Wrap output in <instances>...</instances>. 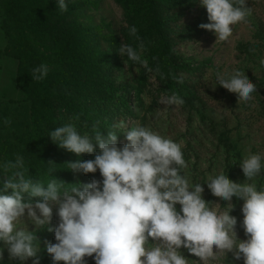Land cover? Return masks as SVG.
<instances>
[{"label":"clouds","instance_id":"obj_1","mask_svg":"<svg viewBox=\"0 0 264 264\" xmlns=\"http://www.w3.org/2000/svg\"><path fill=\"white\" fill-rule=\"evenodd\" d=\"M56 3L61 13L68 10L67 0ZM199 3L210 21L199 27L212 32L216 41H226L233 26L246 23L252 11L248 0ZM129 33L135 36L136 27L129 28ZM118 53L148 67L129 44L122 43ZM260 63L264 65V60ZM49 71V66L41 63L32 69L31 77L42 81ZM216 85L237 94L239 101H251L256 92V85L240 71L230 75L217 72L213 88ZM160 103L172 108L185 101L172 94L161 97ZM118 127L125 129L127 143L122 145L117 143L116 131H108L106 136L101 132L81 134L73 123L49 133L60 148L77 156L95 154L94 159L69 162L68 167L84 175L99 170L100 180L65 187L53 179L45 185L25 178L23 157L4 166L15 170L0 181V244L7 247L11 259L23 264L32 258V264H40L36 234L19 224L26 215L36 226L45 227L55 211L58 222L54 229L48 228L54 231L55 243L46 244L52 264H87L86 257L95 264H189L181 247L202 264L219 253H232L234 260H243V264H264V186L254 182L264 173V155L249 152L240 160L246 178L243 183L230 180L224 172L209 175L203 184L226 202V209L220 210L219 204L202 197L201 183H190L182 174L187 163L180 143L145 126L121 123ZM25 194L30 198L27 201ZM233 197L243 201L240 227L245 240L237 238L238 219L230 214L235 208ZM3 252L0 248V260Z\"/></svg>","mask_w":264,"mask_h":264},{"label":"rangeland","instance_id":"obj_2","mask_svg":"<svg viewBox=\"0 0 264 264\" xmlns=\"http://www.w3.org/2000/svg\"><path fill=\"white\" fill-rule=\"evenodd\" d=\"M11 2H17L19 6L24 4L28 9L32 4L35 9L57 8V3L56 0H0V108L10 109V114L23 119L25 103L16 84L19 62L3 53L8 45L12 48L15 46V27L8 11ZM67 2L78 6L75 12L78 21L73 22L70 28L83 26L90 29L89 43L85 45L89 44V47L96 50L100 62L107 68L106 77L120 89L129 91L127 97L131 100L132 115L114 125V130L121 135L118 145L127 143L123 133L125 129L118 127L121 123L128 127L145 126L180 143L187 163L182 174L190 183L202 184V197L205 200L211 193L207 185L203 184L209 175L224 172L234 182H245L246 178L239 166L240 160L249 152L264 155V65L260 63L264 60V0H248L251 15L246 23L233 26V33L226 41H216L212 32L199 27L210 22L206 9L200 5L199 0H194V5L180 16L178 22L172 24L175 31V52L182 64L189 69L180 72V77L193 90L191 95L183 98L185 103L182 106L172 108H166L160 103L161 97L173 93L166 91L162 77L149 66L145 48L132 44L126 13L118 0ZM130 41L141 60L147 61V68L119 55L120 45H130ZM31 43L42 54L51 57L53 64H47L50 73L59 75L60 70L58 71V63L53 58L51 44L34 36ZM234 71L245 72L256 85L251 101H239L237 94L219 85L213 88L217 72L230 75ZM64 119L67 120L66 124L73 123L76 126L77 122L73 118L58 116L60 123ZM254 182L258 187L264 186V173ZM231 202L235 208L230 214L238 219L235 229L237 238L245 240L244 231L240 227L243 201L233 197ZM212 204H219L220 210L227 207L220 197H216ZM176 207L179 211L180 205L177 204ZM22 220L19 226L36 234L40 264H52L46 244L55 243L54 231L48 230L54 229L58 222L55 211L50 224L45 227L36 226L26 215ZM0 248L4 249L0 264H16L9 257L7 247L0 244ZM180 251L189 260V264H202L187 249L181 247ZM85 259L94 263L90 257ZM23 264H32V258ZM208 264H243V260H234L232 253H227L226 256L219 253Z\"/></svg>","mask_w":264,"mask_h":264},{"label":"trees","instance_id":"obj_3","mask_svg":"<svg viewBox=\"0 0 264 264\" xmlns=\"http://www.w3.org/2000/svg\"><path fill=\"white\" fill-rule=\"evenodd\" d=\"M118 2L125 10L129 28L135 26L137 29L135 36L130 35L132 44L145 48L149 66L162 77L166 91L181 98L191 95L192 87L180 77V72L189 69L175 52L172 24L194 5V0ZM77 8V4H68V10L61 13L56 7L35 9L32 4L28 9V6H19L17 2L9 5L10 21L15 27V46L8 45L3 53L19 62L16 84L25 106L23 119L10 114V109L0 108V181L15 171L4 166L14 162L18 156L24 159L22 171L25 178L45 185L53 179L65 183V187L90 183L93 178L100 180L99 170L84 175L74 173L68 167L69 162L91 160L95 154L77 156L60 148L49 133L67 123L66 119L60 123L59 115L73 118L81 134L101 132L105 136L108 131H116V123L132 115L131 100L127 97L129 91L120 89L106 77L107 68L100 62L96 50L89 44L85 45L89 43L90 29L83 26L70 28L73 22L78 21ZM32 35L51 44L59 75L49 71L42 81L32 79L34 67L41 63L53 64L51 57L42 54L31 43ZM177 79L183 82L178 83ZM76 116H79L78 120ZM117 134L119 139L121 135ZM28 199L25 194L24 200ZM215 199L216 196L209 193L206 201L213 203ZM86 262L95 264V261ZM15 263L20 261L15 260Z\"/></svg>","mask_w":264,"mask_h":264}]
</instances>
